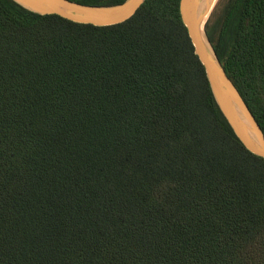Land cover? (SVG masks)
Instances as JSON below:
<instances>
[{"label": "trees", "instance_id": "obj_1", "mask_svg": "<svg viewBox=\"0 0 264 264\" xmlns=\"http://www.w3.org/2000/svg\"><path fill=\"white\" fill-rule=\"evenodd\" d=\"M205 30L264 131V0ZM0 264H264V158L180 0L104 26L0 0Z\"/></svg>", "mask_w": 264, "mask_h": 264}, {"label": "water", "instance_id": "obj_2", "mask_svg": "<svg viewBox=\"0 0 264 264\" xmlns=\"http://www.w3.org/2000/svg\"><path fill=\"white\" fill-rule=\"evenodd\" d=\"M42 15L59 14L79 23L112 25L132 17L145 0H124L118 4L91 5L74 0H15ZM218 0H180V12L205 67L214 99L236 136L251 152L264 158V131L252 110L220 61L205 30Z\"/></svg>", "mask_w": 264, "mask_h": 264}, {"label": "rangeland", "instance_id": "obj_3", "mask_svg": "<svg viewBox=\"0 0 264 264\" xmlns=\"http://www.w3.org/2000/svg\"><path fill=\"white\" fill-rule=\"evenodd\" d=\"M228 2L229 0H218L208 18L209 26L211 27L216 36L221 30V25L225 17V10Z\"/></svg>", "mask_w": 264, "mask_h": 264}]
</instances>
